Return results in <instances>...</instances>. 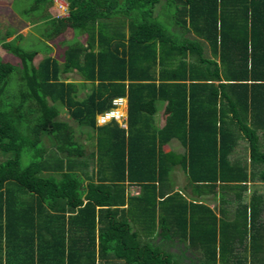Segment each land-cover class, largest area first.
Segmentation results:
<instances>
[{
	"label": "trees",
	"instance_id": "obj_1",
	"mask_svg": "<svg viewBox=\"0 0 264 264\" xmlns=\"http://www.w3.org/2000/svg\"><path fill=\"white\" fill-rule=\"evenodd\" d=\"M65 1L66 17L46 14L37 27L44 43L67 29L85 37L74 38L62 63L47 55L34 65L38 51L17 43L19 66L0 59V264H176L150 242L156 216L143 206L158 205H171L158 219L163 238L201 251L199 264H264L262 195L253 190L242 204L249 182L264 184V0ZM72 73L90 86L83 97L67 81ZM121 97L127 129L115 120L97 126ZM163 100L171 115L159 135L179 140L186 154L143 165L134 153L140 142L152 145L145 127ZM62 108L95 138L96 164L60 120ZM174 166L196 198L219 195V214L156 191L157 173ZM125 180L142 193L126 200ZM234 201L242 207L228 217Z\"/></svg>",
	"mask_w": 264,
	"mask_h": 264
},
{
	"label": "crops",
	"instance_id": "obj_2",
	"mask_svg": "<svg viewBox=\"0 0 264 264\" xmlns=\"http://www.w3.org/2000/svg\"><path fill=\"white\" fill-rule=\"evenodd\" d=\"M65 76V75H64ZM69 81V80H67ZM73 82V81H69ZM75 83V82H73ZM78 86L79 91L84 90L85 87H80V83H76ZM79 91H78V97H79ZM122 104L115 109L117 113L120 115V119L117 122V124L122 128V129H127V98L126 97H121ZM115 100H119V98H116ZM171 115V111L168 109L167 101H159L156 103V113L152 116V121L149 123L148 126L145 127V132L146 137L152 141L151 146H145L144 142H140L141 145L137 148V152L134 153V155L140 159L138 162H141V164L145 165L148 164L151 165L152 163H155L157 166L160 165V160H164L168 163H171L172 159L178 156H182L186 154V148L181 144V142L175 138H169L167 140L161 139V135H159V132H162L165 124H166V119ZM100 116V115H98ZM97 116V117H98ZM97 120V118H96ZM98 126V124H97ZM101 126V125H100ZM262 136V135H261ZM259 141H261V144H264V138L259 136ZM93 145V146H92ZM89 146V145H88ZM92 146V151L95 153V164L97 161V147H96V140L93 138V143H91ZM241 147V148H240ZM246 147H247V142L241 141L239 143V146L237 147V152L241 156V159L246 158L247 152H246ZM149 148H155V154L152 156L150 153ZM264 148V146H263ZM86 149V148H85ZM127 150V147H126ZM90 151V152H92ZM86 152L85 154H90ZM239 156V157H240ZM106 157H104L105 159ZM248 158V157H247ZM91 169V168H90ZM159 173H157V179L159 182H157V190L158 192H164L166 195H170L173 193H179L184 197L187 201H192L193 199H197L198 201H201L202 203L206 204L211 210L215 211L216 208H218V211L215 212L216 214H219V208L220 202H219V195L217 193H208V194H203L200 195L201 197L196 198L193 190V185L190 184L187 174L183 172V170L179 166H174L172 167L169 171L163 174L162 177L159 178L158 176ZM181 177L185 179L184 186H181ZM97 180V178H95ZM126 182L123 183L124 186V195L126 200L128 198L135 197L142 193V189L139 185L129 183L127 180ZM162 190V191H159ZM254 190V189H253ZM252 188H248L245 193L242 195V204H244L243 200L248 203L249 197L252 194ZM236 192V191H234ZM219 193V192H218ZM165 195V196H166ZM232 197L233 194L230 193ZM159 195H156L157 199V205L159 201L161 202L163 199L159 198ZM215 201H214V200ZM212 200V201H211ZM207 201H210V204H207ZM214 202V203H213ZM171 205H166L164 208L161 205L155 206V207H144L143 210L146 209V211H143L144 213L146 212L147 214L152 213L156 216L155 223L156 225L153 227L152 230V235H150L151 239L150 242L154 244L155 246L160 247V251L162 253H165L166 255L172 256L173 261L176 264H182V262H189L186 264H199L198 261H203L205 258L203 257V253L196 249L195 247L190 246L187 243H182L179 239H174V240H169V238H163L162 236V226H159V215L163 217L166 212H169V209ZM175 206V205H174ZM125 208H128L125 206ZM236 207L232 208L231 210H235ZM135 212H140L139 208L136 207V209L132 212V214H135ZM234 212V211H232ZM228 217L229 214H228ZM169 220V218H168ZM168 227L173 228V232L176 228V226L169 225ZM146 233L144 236H147ZM184 246V247H182ZM187 254V255H185ZM183 260V261H181ZM192 260H196L198 263L192 262Z\"/></svg>",
	"mask_w": 264,
	"mask_h": 264
},
{
	"label": "rangeland",
	"instance_id": "obj_3",
	"mask_svg": "<svg viewBox=\"0 0 264 264\" xmlns=\"http://www.w3.org/2000/svg\"><path fill=\"white\" fill-rule=\"evenodd\" d=\"M33 2L34 0H0V38H3V41L0 40V59L4 63H9L14 66L20 65L19 59L12 51L16 43L19 44L21 47H24L25 49L32 48L38 51L36 57L34 58V65H37L39 61L47 55L52 56L53 58L57 59L60 63H62L64 51L71 44L74 38H78L77 36H74V32L71 29H67L64 31L63 34L59 35L55 39L46 41V43H44L43 40L40 38L41 28H39V30L37 28L38 26L40 27V25L43 23V21H40L39 19L46 14L52 16L53 18H61L63 16H66L68 14L66 9L67 2L65 0H53L51 5H47L44 8L42 6L34 4ZM163 13L164 9L162 8V6L156 8L155 14L156 16L160 14V16L158 17L160 23H162L163 26L169 28V26L171 25L166 23ZM7 32H11V35L5 37V34ZM78 39L81 43H84L85 37L81 36ZM44 44L49 46L48 48H50V51L47 53L42 52ZM68 80L73 81L75 83H80V78L75 73L69 74ZM14 84L17 85L16 82H14ZM86 85L87 87L84 90L81 89V91H79V97H83L84 93L89 92L90 86L88 84ZM59 118L62 121L68 122L71 126L74 127V129L76 130V137L80 139V141H82L83 143H86L87 153L93 150L91 146V143H93V138L89 141L86 139V136L83 135L84 130L81 128L79 129L76 126L77 124L69 118V115L65 109H61V115ZM81 130L83 131V133H80ZM260 137L262 136L260 135ZM25 157L29 161V158L27 156ZM27 160L25 159L24 161ZM181 181L182 182L180 185L184 186L185 179L183 177H181ZM247 185L248 188H252V190L254 189V191L262 195L263 212L261 214V217L264 219V184L260 182H249ZM229 200L230 199L228 198L226 201ZM210 203V201H207V204ZM227 204L230 217H235L232 210L230 209L231 207H242V204H238L236 201H234V203L227 202ZM217 211L218 208L215 209V212ZM241 213L242 211L238 210V214L241 215ZM118 262L119 261H117V264H122L121 262ZM192 262L197 263L196 260H192ZM186 263L182 262V264Z\"/></svg>",
	"mask_w": 264,
	"mask_h": 264
},
{
	"label": "clouds",
	"instance_id": "obj_4",
	"mask_svg": "<svg viewBox=\"0 0 264 264\" xmlns=\"http://www.w3.org/2000/svg\"><path fill=\"white\" fill-rule=\"evenodd\" d=\"M67 9V8H66ZM67 16V15H66ZM66 16H63V17H66ZM62 18V17H61ZM119 99H123V98H119ZM113 103L115 104V103H117V100H114L113 101ZM120 106V105H119ZM119 106H114L113 105V108L109 111V112H107V113H104V115L101 117V115L100 116H98L97 117V124H98V126H100V125H103L104 123H106V122H108V120H110L114 115H115V113L114 112H112V111H115V109H117ZM111 120H115V119H111ZM110 120V121H111ZM116 121V120H115ZM119 122V121H118Z\"/></svg>",
	"mask_w": 264,
	"mask_h": 264
},
{
	"label": "built area",
	"instance_id": "obj_5",
	"mask_svg": "<svg viewBox=\"0 0 264 264\" xmlns=\"http://www.w3.org/2000/svg\"><path fill=\"white\" fill-rule=\"evenodd\" d=\"M122 104V100H117V103H113V105L114 106H119V105H121ZM112 112H114L115 113V115L111 118V119H115L116 121H118L121 117H120V115L117 113V111L115 110V111H112ZM104 115V114H103ZM103 115H101V117L103 116ZM110 119V120H111ZM110 120H108V122L110 121ZM107 123V122H106ZM106 123H104V124H106Z\"/></svg>",
	"mask_w": 264,
	"mask_h": 264
}]
</instances>
